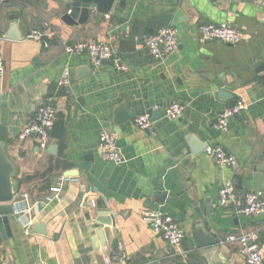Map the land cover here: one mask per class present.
<instances>
[{
  "label": "crops",
  "instance_id": "obj_1",
  "mask_svg": "<svg viewBox=\"0 0 264 264\" xmlns=\"http://www.w3.org/2000/svg\"><path fill=\"white\" fill-rule=\"evenodd\" d=\"M68 10L63 0H0L6 66L0 125L7 128L5 149L15 166V200L22 194L41 200L61 177L77 178L64 183L59 201L43 206L37 224H45L46 234L27 236L9 217L10 235L0 229V264H106L120 251L123 264H209L194 245L198 233L215 241L214 257L223 264H246L238 245L225 241L230 234L255 233L264 254V214L237 215L219 204L226 183L239 197H264V8L257 0H127L109 19L91 10L84 24L67 23ZM210 23L231 24L241 42L204 38L200 26ZM167 26L178 29V47L155 61L144 37ZM35 31L44 39L32 38ZM81 40L115 45L128 70L67 55L66 47ZM221 91L231 96L222 99ZM239 100L248 109L227 130H216L220 113ZM49 102L57 114L51 143L42 150L36 136H18ZM175 102L185 107L178 119L161 118L150 131L135 126L136 116ZM123 104L135 116L118 126L114 112ZM104 131L117 135L122 164L99 157ZM190 135L221 147L236 165L219 166L205 151L193 155ZM101 210L114 225L97 222ZM151 210L181 224V246H169L143 221ZM91 244L97 249L90 251Z\"/></svg>",
  "mask_w": 264,
  "mask_h": 264
},
{
  "label": "built area",
  "instance_id": "obj_2",
  "mask_svg": "<svg viewBox=\"0 0 264 264\" xmlns=\"http://www.w3.org/2000/svg\"><path fill=\"white\" fill-rule=\"evenodd\" d=\"M219 2H232L234 0H217ZM258 4L264 8V0H257ZM107 19L110 14H106ZM200 31L204 38L219 41L228 45H235L241 42L242 33L229 23L222 24H202ZM44 34L38 31L33 32L32 38L43 40ZM3 36L0 34V77L5 75L6 66L2 56ZM145 47L150 56L155 61H163L169 57L178 47V29L174 26H167L161 29L157 34L144 37ZM48 47V43L45 44ZM67 55L86 54L89 56L94 67H100L106 62H110L119 72L127 71L128 68L123 62V58L117 47L106 42H96L92 40H81L70 44L65 49ZM68 76V75H66ZM67 78L60 83L63 85ZM164 109L165 117L170 120L178 119L182 116L185 107L177 102L166 107L156 106L154 110ZM248 105L243 101H237L231 107L225 108L219 115L214 127L218 131L228 129L230 120L242 111H246ZM57 109L54 102L42 105L35 114V117L22 129L18 138L23 141L36 136L39 146L46 150L51 143V130L56 119ZM154 122H152V113L146 112L136 116L134 124L143 131H150ZM99 157L102 161L114 165H120L124 161L123 153L117 145V135L111 132H102L100 134ZM205 153L212 157L217 165L222 167L235 166L237 161L235 157L228 155L221 147L209 146ZM68 180L77 181L76 177H61L57 183L50 189V194L41 200H31L27 194H22L19 199L14 200L13 216L27 236L33 235L34 227L43 210V206L54 201H59L63 191L64 183ZM220 207H231L237 215L246 217H256L264 214V197L258 192H248L244 196L236 195L232 183H226L220 189L219 193ZM95 201L92 206L95 207ZM143 221L150 225L151 229L160 235L171 247L181 246L185 239V231L181 224L171 215L162 211L151 210L145 212L142 216ZM227 243L237 244L239 253L243 256L246 264H264V254L258 242L255 233H244L242 235L230 234L225 240ZM116 260L123 264L126 261V255L123 251L117 252L113 257H106V264H112Z\"/></svg>",
  "mask_w": 264,
  "mask_h": 264
},
{
  "label": "water",
  "instance_id": "obj_3",
  "mask_svg": "<svg viewBox=\"0 0 264 264\" xmlns=\"http://www.w3.org/2000/svg\"><path fill=\"white\" fill-rule=\"evenodd\" d=\"M69 5L68 13L64 16V20L70 24H84L90 15V11L94 10L99 14L106 15L110 14L117 4L118 9H123L125 7L127 0H63ZM219 96L222 99H227L231 95L226 91H221ZM165 111L159 108L152 113V122L157 121L161 118H165ZM135 114L126 113V106L120 105L115 109L114 112V123L118 126L129 122L134 118ZM193 155H198L205 151L207 148L206 144H201L194 135H190L188 138ZM7 142V128L5 125H0V229L2 235L11 233L9 217L13 214L12 203L15 200V190L13 183V176L15 174V166L13 162L8 158L5 144ZM72 175L68 174L66 177ZM106 211H99L97 217V222L102 225H114L112 221H107L104 219ZM34 232L37 234H46L45 224L38 223L34 228ZM101 236L100 233H98ZM205 238L200 233L196 234L194 237L195 247L199 252L201 257V262L209 264H223L216 260L214 253H216L215 241L214 240H203ZM97 249L93 244L90 245V251ZM211 259V260H210Z\"/></svg>",
  "mask_w": 264,
  "mask_h": 264
}]
</instances>
